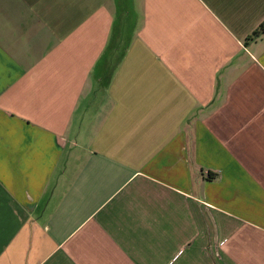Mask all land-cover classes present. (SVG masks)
<instances>
[{
  "label": "crops",
  "instance_id": "obj_1",
  "mask_svg": "<svg viewBox=\"0 0 264 264\" xmlns=\"http://www.w3.org/2000/svg\"><path fill=\"white\" fill-rule=\"evenodd\" d=\"M264 0H0V264H264Z\"/></svg>",
  "mask_w": 264,
  "mask_h": 264
},
{
  "label": "trees",
  "instance_id": "obj_2",
  "mask_svg": "<svg viewBox=\"0 0 264 264\" xmlns=\"http://www.w3.org/2000/svg\"><path fill=\"white\" fill-rule=\"evenodd\" d=\"M261 35H264V20L259 24L256 30L247 37V40L255 39Z\"/></svg>",
  "mask_w": 264,
  "mask_h": 264
}]
</instances>
